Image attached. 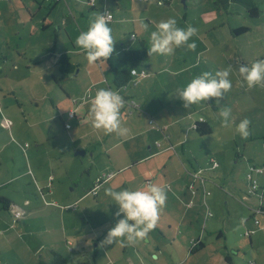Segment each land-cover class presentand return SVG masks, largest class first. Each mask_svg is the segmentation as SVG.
<instances>
[{
  "label": "rangeland",
  "instance_id": "obj_1",
  "mask_svg": "<svg viewBox=\"0 0 264 264\" xmlns=\"http://www.w3.org/2000/svg\"><path fill=\"white\" fill-rule=\"evenodd\" d=\"M166 1L95 0L91 8L86 0H61L56 6L44 0H0V196L12 202L10 211L0 203V264H37L51 258V249L62 253L66 264H264V229L258 231L259 243H250L241 223L252 222L249 207L264 204V173L254 174V192L246 178L251 166L264 167V88L247 89L234 73L230 91L199 105L186 107L173 92L201 71L239 67L237 59L249 64L264 59V0H255V18L236 4L223 10L205 0ZM105 10L114 16V52L106 64L89 65L74 41ZM168 16H177L180 26L197 28L192 38L196 47L179 48L172 56L149 55L140 67L150 76L120 91L135 99L137 109L145 102L152 109L139 116L124 104L122 120L134 134L131 138L121 141L115 133L93 129L81 102L83 92L87 87L93 94L96 87L116 89L109 65L116 64L117 50L138 48L140 39L149 48L142 22L154 28ZM44 21H50L46 29L41 28ZM240 26L248 30L235 34L232 30ZM53 50H67L77 64L73 74L61 78ZM222 107L232 110L229 127L217 118ZM71 109L78 112L73 117ZM201 116L211 133L199 135L191 128ZM245 117L250 135L242 138L235 124ZM79 149L85 152L75 154ZM153 152L158 155L134 162ZM199 169L194 178L193 170ZM149 172L152 182L170 185L163 209L171 208L177 216L185 204L181 207L172 193L183 196L193 183L197 193L188 189L192 202L186 213L196 219L195 233L203 241L197 251L190 252L184 241L188 229L179 227L182 239L160 222L146 241L106 242L119 217L104 187H138ZM104 173L113 177L99 185L96 195L88 193ZM15 207L22 215L13 221ZM257 217L264 221V214Z\"/></svg>",
  "mask_w": 264,
  "mask_h": 264
},
{
  "label": "clouds",
  "instance_id": "obj_2",
  "mask_svg": "<svg viewBox=\"0 0 264 264\" xmlns=\"http://www.w3.org/2000/svg\"><path fill=\"white\" fill-rule=\"evenodd\" d=\"M95 0H93V4ZM111 13L98 12L88 21L86 30H81L74 44L83 52L89 65L106 64L114 52L113 28L110 26ZM143 29L148 32L149 55L172 56L177 49L187 47L194 49L197 28L192 25L180 26L177 16H168L159 20L154 28L142 22ZM239 67L228 64L227 67L215 71L204 70L195 75L185 85L177 86L173 91L184 101L186 107L199 105L211 98H220L233 88L232 76L238 73L242 86L247 89L264 88V59L254 60L251 64L239 63ZM135 73L132 72V75ZM101 84L104 81L100 82ZM87 104V115L90 126L104 134L115 133L120 137L129 135V128L122 120V108L125 100L117 89L112 87H96L94 94L91 89L86 98H81ZM219 100L217 99V102ZM210 105L209 103H207ZM78 113L76 110L71 109ZM223 127L233 123L232 110L222 107L217 117ZM200 121H205L203 116ZM250 120L243 118L236 122L235 131L247 138ZM107 184V181H105ZM170 185L146 181L138 187H104V193L109 202L117 205L114 215L119 217L108 230L106 242L121 240L130 245L146 241L151 231L157 226L161 210L166 204ZM70 245H72L70 243Z\"/></svg>",
  "mask_w": 264,
  "mask_h": 264
},
{
  "label": "trees",
  "instance_id": "obj_3",
  "mask_svg": "<svg viewBox=\"0 0 264 264\" xmlns=\"http://www.w3.org/2000/svg\"><path fill=\"white\" fill-rule=\"evenodd\" d=\"M44 1L54 3L55 6L57 5V3H59L57 0H44ZM205 1H210L216 8L223 10H227L231 4L239 5L245 10L246 14L251 18L257 17L259 13L255 0H205ZM166 2L167 1L164 0L163 4L168 3ZM93 7L94 6H91V8ZM113 19L114 16L112 18V21ZM64 22L65 21L63 20V23ZM49 25H50V21H44L41 25V28L46 29ZM247 30L248 27L240 26L236 29H233L232 31H234L235 34H239ZM138 42H139L138 48L121 47L119 50H117L116 64L109 65L110 72L112 73V84L118 91L125 89L130 84L137 85L134 84V82L132 81L133 77L131 75V69L136 68L137 70H142V68L140 67L141 64L148 62L150 59L146 40L140 39ZM57 66L59 71L61 72V78L70 76L75 72V69L77 68V64L71 61L70 56L66 52H62L57 55ZM147 73L149 74L148 71ZM124 100L127 102L125 98ZM130 101H134V103H130ZM127 103L129 107H133L135 109H137L138 107L137 102L135 100H129ZM198 119L192 123V129L195 130L199 135L211 133V127L209 126V124L206 121H200ZM74 142L76 144L77 141ZM90 194L96 195L97 192L95 194L93 193ZM0 203L2 204V208L4 210L10 211L11 201H9L4 196H0ZM195 241L196 242H194V244L190 248V252H195L202 247V244L199 240H195ZM50 254H51V258L49 260L39 259L37 264H66L65 256L56 249H51ZM229 260L230 259L226 257V261Z\"/></svg>",
  "mask_w": 264,
  "mask_h": 264
},
{
  "label": "crops",
  "instance_id": "obj_4",
  "mask_svg": "<svg viewBox=\"0 0 264 264\" xmlns=\"http://www.w3.org/2000/svg\"><path fill=\"white\" fill-rule=\"evenodd\" d=\"M96 5V4H95ZM94 5V6H95ZM95 8V7H94ZM132 34H134V37H132V34H131V38H136V33H134L133 31L131 32ZM53 48H55V47H53ZM52 51V50H51ZM53 55L54 54H56V56H57V54H60V53H62V52H66L67 53V50H64V51H60V52H57L56 53V51L55 50H53ZM142 69H145V68H142ZM149 76H150V73H149ZM149 76H147V77H144V79L145 78H148ZM136 78V77H135ZM132 79H134V77L132 78ZM130 85H132V84H130ZM136 86V85H135ZM89 90H90V88L89 87H87L86 89H85V91L83 92V94H82V98H84V96H86V94H87V92H89ZM123 97L127 100V102L129 101V100H135V99H133L129 94H123ZM86 98V97H85ZM81 102H83V101H81ZM126 101H125V104L128 106V103H127ZM82 104H84V106H87V104H85V103H82ZM1 106V105H0ZM139 109H137V111H138V114H139V116H141V115H147L148 114V112H150L152 109H150L151 107L150 106H148L147 104H146V102L145 103H142V105H140L139 104ZM70 111H72V110H70ZM69 111V112H70ZM150 120V119H149ZM150 122V121H149ZM191 128H192V126H191ZM137 134V133H136ZM132 135H134V134H129L127 137H122V139H121V141L123 140V139H125V138H131L132 137ZM77 141V140H76ZM149 150H151V147L149 148ZM156 155H158V152H153V153H151V154H148V155H142L139 159H137L136 158V160L134 161V162H136L137 163V165H139V163L138 162H144V160H146V159H149L148 158V156L149 157H153V156H156ZM212 160H214V159H212ZM216 161V160H215ZM127 165L128 164H125V165H123L124 167H127ZM130 165V164H129ZM132 166V165H131ZM129 168V167H128ZM127 168V169H128ZM148 168H150V167H148ZM123 169V168H122ZM137 169H140V170H142V168H139V167H137ZM151 171H152V169H150ZM193 171H195V170H193ZM148 175H149V178L148 177H146V181H152L151 180V178H153L154 177V174L153 173H148ZM99 176V174L96 176V178ZM157 176H159V174L157 175ZM159 178H160V176H159ZM145 181V182H146ZM108 182V181H107ZM92 184V183H91ZM191 184H193V183H190V184H188L187 185V187H186V192H184V194H183V196H180L179 195V193L177 192V191H175V192H173L172 193V196L173 197H175V198H179L178 199V201H179V203H181V207L183 206V204H185V206L182 208V211H183V209H184V211H183V213H180V215L178 214V216H177V214L175 213V210H173V209H162L161 210V213H160V217H159V221L158 222H160L161 224V226H163V223H164V226L166 227V230L167 231H171L173 234H174V236L175 237H178L179 235H180V237L182 238V239H184V236H182L181 234H180V232H179V227H182V230H186V229H188L187 230V232H188V234H187V239H184V241L185 242H189V250H190V248L192 247V242H191V244H190V240L192 241V240H199L200 242H201V244L203 245V241H202V239L200 238V234H198V233H195V232H197V229H196V226L194 225V222L193 221H195L196 222V219L194 218V216L193 215H189V214H187L186 212L188 211V204H190L192 201H191V199L189 198V199H187V196L188 195H190L189 194V191H188V189H190V185ZM191 191V194H196L195 192L193 193L192 192V189H190ZM204 194V189H203V193H202V195ZM185 197V199L183 200V198ZM203 197H204V195H203ZM82 198V197H81ZM169 198V197H168ZM9 200V199H8ZM10 201V200H9ZM184 201V202H183ZM175 206H176V204H175V201H173L172 202ZM11 204H12V202H11ZM261 205H263V207H264V204H261ZM76 206H77V204L76 205H74V207L76 208ZM207 206V205H206ZM208 208V207H207ZM251 208V209H250ZM249 209H250V211H251V214H250V219H252V222H247V220H245V219H242V225H243V227H244V231H243V235H245V232L247 231V230H254V232L253 233H250L249 235H246L247 237H248V239H249V242L251 243V242H253V241H255V242H258L259 243V241H260V235H258V231H261V230H263L264 229V221L261 223L260 222V220H259V218L257 217V215H256V217L258 218V220H259V223H258V225H255L254 224V222H253V216H254V211H252L254 208H252V207H249ZM193 216V217H192ZM243 220H244V222H243ZM158 229H159V227H158ZM161 230H162V228H161ZM162 232V231H161ZM161 234V233H160ZM153 235V234H152ZM222 235V233L219 231V233H218V236H221ZM153 240H154V242H155V244L157 245V248H159V246H158V239H156L155 238V236L153 235ZM159 250V249H158ZM163 250H164V248H163Z\"/></svg>",
  "mask_w": 264,
  "mask_h": 264
},
{
  "label": "built area",
  "instance_id": "obj_5",
  "mask_svg": "<svg viewBox=\"0 0 264 264\" xmlns=\"http://www.w3.org/2000/svg\"><path fill=\"white\" fill-rule=\"evenodd\" d=\"M57 1L60 2L61 0H57ZM163 1H164V0H161L160 3L163 4ZM86 2H87L89 5H91V6H94V5H95V4H93V0H86ZM109 12H110L109 10H105L103 13H104V14H107V13H109ZM110 13H111V12H110ZM112 18H113V14L111 13V20H110V21H112ZM132 37H134V34H132ZM132 72L135 73V74L132 75ZM131 75H132V77H134V79L132 80V81L134 82V84H138L139 81H140V78H144V77L148 76L149 74H148L147 71L144 70V69H142V70H137L136 68H133V69H131ZM135 77H136V78H135ZM130 103H134V101H130ZM135 105H136V104H135ZM69 116H70V117H73V116H74V112H73V111H70V112H69ZM149 121L151 122V120H149ZM10 123H11L10 120L5 119V124H6V125L10 126ZM217 164H218V163H217L215 160H210V165H211V167L215 168V167L217 166ZM199 172H200V169H199L198 172L193 171V177H194V178H198V175L195 176L194 173H197V174H198ZM261 173H264V167H262V168H256L255 166H251V167L249 168V171H248L247 174H246V178H247V180L249 181V191H250V192H254V190H255L256 187H257V180H256V178H254V174H261ZM112 175H113V173H107V174L104 173V174L98 176V177L94 180V182H93L91 188L89 189V193H93V194H95V193L97 192V189H98L99 185H101V183L105 182V181L108 180L109 178H112V177H113ZM190 189H192V192L194 193L195 190H194V186H193V184L190 185ZM206 193H207V191L204 192V194H206ZM13 209H14V210H13V221H16L18 218L21 217V215H22V214H21L22 211H21V209H19L18 207H15V208H13ZM252 211H254L253 222H254L255 225H258L259 220H258V218L256 217V215H257V214H260V213L264 214V207H263V205H260L259 207L253 209ZM206 215H207V216H211V212L207 211V214H206ZM243 222H244V220H243ZM253 232H254V230H247V231L245 232V235H249L250 233H253ZM194 242H196V241H195V240H192V245L194 244ZM248 263H249V264H255L254 261H249Z\"/></svg>",
  "mask_w": 264,
  "mask_h": 264
},
{
  "label": "water",
  "instance_id": "obj_6",
  "mask_svg": "<svg viewBox=\"0 0 264 264\" xmlns=\"http://www.w3.org/2000/svg\"><path fill=\"white\" fill-rule=\"evenodd\" d=\"M84 152H85L84 150H80V149H79V150H76V151H75V154H83Z\"/></svg>",
  "mask_w": 264,
  "mask_h": 264
}]
</instances>
